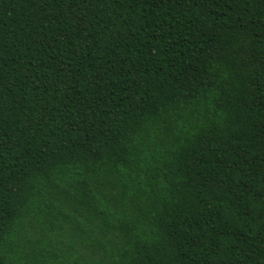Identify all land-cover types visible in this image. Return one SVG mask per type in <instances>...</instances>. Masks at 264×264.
<instances>
[{"label": "trees", "instance_id": "trees-1", "mask_svg": "<svg viewBox=\"0 0 264 264\" xmlns=\"http://www.w3.org/2000/svg\"><path fill=\"white\" fill-rule=\"evenodd\" d=\"M0 264H264V0H0Z\"/></svg>", "mask_w": 264, "mask_h": 264}]
</instances>
